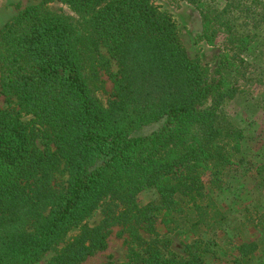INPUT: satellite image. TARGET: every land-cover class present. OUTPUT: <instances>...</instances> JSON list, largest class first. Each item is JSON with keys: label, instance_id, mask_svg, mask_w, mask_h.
Wrapping results in <instances>:
<instances>
[{"label": "trees", "instance_id": "obj_1", "mask_svg": "<svg viewBox=\"0 0 264 264\" xmlns=\"http://www.w3.org/2000/svg\"><path fill=\"white\" fill-rule=\"evenodd\" d=\"M57 1L80 19L42 2L0 30V264L49 252L45 264H81L115 227L125 261L103 264H214L202 243L253 264L264 248V149L226 108L264 107V0H180L197 12L199 42L222 39L213 78L151 0ZM247 179L257 199L229 217L220 199L242 201ZM179 231L194 238L183 256L167 237Z\"/></svg>", "mask_w": 264, "mask_h": 264}, {"label": "rangeland", "instance_id": "obj_2", "mask_svg": "<svg viewBox=\"0 0 264 264\" xmlns=\"http://www.w3.org/2000/svg\"><path fill=\"white\" fill-rule=\"evenodd\" d=\"M155 5H157L162 11L168 13L175 24L177 25V30L180 36V39L187 51V54L192 59H197L200 63L207 67L210 72L211 78L215 77L214 72L216 71L219 63L222 59L223 49H222V39H220L215 45H208L204 42H199L197 40V34L200 31V21L197 15V12L193 6L190 4L180 1V0H151ZM42 2H47L46 6L53 12L66 14L68 16L74 17L77 20L78 16L69 9L64 3H61L57 0H0V30L11 18H13L20 10L25 9L26 7L37 5ZM112 70H115V64H111ZM100 79L102 84L98 88V96L104 105L107 104L112 84L105 75V73H100ZM259 86L254 87L251 90L253 97V103L256 104L258 96L261 94L259 91ZM262 90V89H261ZM262 92V91H261ZM252 96V95H251ZM260 98V96H259ZM259 104H262L263 101L259 100ZM261 108H253L250 111H245L247 113H242V107L238 106V103L231 104L226 108L228 114L233 115V118L237 119V122L241 127L250 129L254 132V141H251L249 145L253 148L254 152L257 155L263 153L264 149V107L263 104L260 105ZM8 107V102L5 97L0 94V108ZM263 108V109H262ZM248 110V109H247ZM249 112V113H248ZM252 114V115H251ZM245 116V117H244ZM22 120L27 122L29 117L23 116ZM252 150V149H251ZM247 153L250 151L246 150ZM248 180V179H247ZM241 182L237 183L232 181L231 185L241 186ZM243 194L240 196L242 201L237 203L230 200L227 196L228 192L224 193L220 200L223 201V205L226 206V213L229 217L236 218L237 213L240 212L242 204L249 203L252 200L257 199V193H253V181L248 180L242 184ZM147 198L142 197V203H145ZM241 203V204H240ZM222 206V204H221ZM101 219L100 211H97L88 221L87 224L95 225L99 223ZM120 229L115 227L112 229L111 234L107 238V247L103 251L96 252L93 256L88 257L81 264H103L108 258L114 263H121L125 261L126 257V247L124 245L125 235H119ZM258 231L250 229L249 232H246L244 236L248 240L260 242L258 238ZM171 239L172 245L170 247L171 251L176 255L183 256L184 245L191 244L194 241V238L184 234L182 231L173 233L172 235H167ZM264 242V240H262ZM197 252L202 256L206 257L207 260L212 261L214 264H233L232 257L226 253L220 246L205 245L204 243L200 244ZM53 252H49L37 264H45L52 256ZM253 264H264V248L261 247L259 253L256 256V259Z\"/></svg>", "mask_w": 264, "mask_h": 264}]
</instances>
